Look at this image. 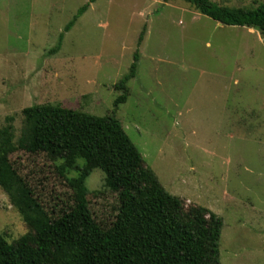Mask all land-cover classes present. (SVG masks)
Returning a JSON list of instances; mask_svg holds the SVG:
<instances>
[{"label":"rangeland","instance_id":"obj_1","mask_svg":"<svg viewBox=\"0 0 264 264\" xmlns=\"http://www.w3.org/2000/svg\"><path fill=\"white\" fill-rule=\"evenodd\" d=\"M0 0V128L15 136L26 107L54 104L103 117L115 111L161 186L186 205L222 218L221 264H264V45L259 32L229 27L174 0ZM254 8L261 0H211ZM60 47L56 49L59 36ZM142 41L138 45L140 34ZM52 217L71 205L54 161L10 156ZM99 169L86 180L94 219L109 226L118 197ZM0 232L8 243L28 229L0 189Z\"/></svg>","mask_w":264,"mask_h":264},{"label":"trees","instance_id":"obj_2","mask_svg":"<svg viewBox=\"0 0 264 264\" xmlns=\"http://www.w3.org/2000/svg\"><path fill=\"white\" fill-rule=\"evenodd\" d=\"M95 1L79 8L63 33ZM177 1L223 26L259 32L264 45V0L254 8ZM138 60L136 51L129 72L114 85L121 95L111 114L97 117L58 104H39L22 110L17 138L12 118L0 128V189L28 229L13 243L0 232V264H221L222 218L169 194L115 117L127 99V83L136 77ZM18 151L56 164L72 202L58 217L45 211L27 176L10 160ZM95 169L105 175L103 188L118 197L115 219L105 227L94 219L87 201L86 180Z\"/></svg>","mask_w":264,"mask_h":264}]
</instances>
